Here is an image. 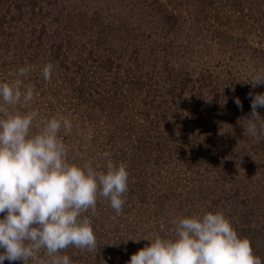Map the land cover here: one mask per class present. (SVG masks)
<instances>
[{
	"label": "rangeland",
	"instance_id": "rangeland-1",
	"mask_svg": "<svg viewBox=\"0 0 264 264\" xmlns=\"http://www.w3.org/2000/svg\"><path fill=\"white\" fill-rule=\"evenodd\" d=\"M20 67L26 76L10 75ZM257 74L264 0H0V83L34 89L9 110L37 111L32 133L67 118L71 131L58 135L70 162L104 171L107 151L127 165L122 214L98 198L96 215L85 213L97 248L63 250L73 264H127L147 240L172 238L174 219L221 213L214 189L246 186L243 197L259 194L251 207L264 204V135L246 131L248 94H264Z\"/></svg>",
	"mask_w": 264,
	"mask_h": 264
},
{
	"label": "clouds",
	"instance_id": "clouds-1",
	"mask_svg": "<svg viewBox=\"0 0 264 264\" xmlns=\"http://www.w3.org/2000/svg\"><path fill=\"white\" fill-rule=\"evenodd\" d=\"M52 64L42 69L46 82L51 81ZM28 69L20 67L11 76L24 77ZM252 85L264 84V74L252 77ZM252 112L247 133L264 135V118L257 112L264 107V94H253ZM34 89L24 87L21 79L0 83V264L8 260L28 264H73L60 253L69 246L81 251L97 248L92 220L98 198L106 199L116 215L126 203L129 173L123 162L115 163L104 152V171L91 161L82 166L70 162L68 148L59 138L61 128L68 133L72 124L67 118H50L30 130L37 111L11 112L21 102L30 103ZM235 104L242 110L237 98ZM172 238L156 236L127 264H264L253 254L251 242L240 238L223 213L206 212L203 216L180 217L172 221ZM139 242V240H135ZM43 250V256L39 253Z\"/></svg>",
	"mask_w": 264,
	"mask_h": 264
},
{
	"label": "trees",
	"instance_id": "trees-1",
	"mask_svg": "<svg viewBox=\"0 0 264 264\" xmlns=\"http://www.w3.org/2000/svg\"><path fill=\"white\" fill-rule=\"evenodd\" d=\"M233 2L235 4L237 0H233ZM243 187L247 188L246 186ZM243 187H230L229 191L223 192L214 189L215 192L213 193H216L214 195L222 193L221 196H224V198L226 197L224 202L219 205L220 209H222L221 213L229 220L240 238H247L250 240L253 254L259 256L262 262H264V226L262 225L264 222V204L261 202L251 207L252 204L249 203L248 199L256 200L259 194H255V198H252L244 192L247 198L243 197L241 195L243 193ZM238 199H240V202ZM213 211L212 209H208L201 215L203 216L206 212L213 213Z\"/></svg>",
	"mask_w": 264,
	"mask_h": 264
}]
</instances>
